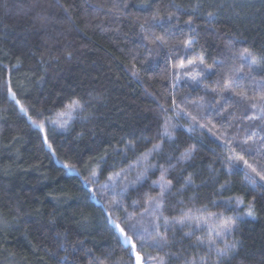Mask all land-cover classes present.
Instances as JSON below:
<instances>
[{
	"label": "trees",
	"instance_id": "16d2710c",
	"mask_svg": "<svg viewBox=\"0 0 264 264\" xmlns=\"http://www.w3.org/2000/svg\"><path fill=\"white\" fill-rule=\"evenodd\" d=\"M262 97L261 0H0V264H134L108 214L138 222L162 169L167 223L133 235L144 264H264V181L227 159L264 172ZM202 213L235 226L217 237Z\"/></svg>",
	"mask_w": 264,
	"mask_h": 264
},
{
	"label": "snow or ice",
	"instance_id": "6c2138e0",
	"mask_svg": "<svg viewBox=\"0 0 264 264\" xmlns=\"http://www.w3.org/2000/svg\"><path fill=\"white\" fill-rule=\"evenodd\" d=\"M261 2L264 3V0H261ZM212 15H213V13H211V12L208 13V16H212ZM153 19H157V17H153ZM190 22L191 21H189V23ZM141 27H143V25ZM156 40L160 41V43H162V44L165 43V41L163 40L162 37H156ZM191 42L192 41H185V45L188 46L191 44ZM245 55L248 57H251V63L252 64L257 63V60L254 57H252V54L250 52H248L247 49L245 50ZM201 62H203V61L201 60ZM189 63H192V62L190 61ZM182 66L183 65L181 64V67ZM230 85H231V82H229V85H227L224 90L225 91L230 90ZM13 95H14V93H13ZM240 95H243V93H240ZM261 99H264V97H262ZM17 103H19V101H17ZM252 106L256 107L255 104H253ZM65 107H66V110L64 112L59 113L58 115H60V116L69 115L72 112L76 111L77 109L82 108V104L78 99H74ZM21 109L26 112V109H24L22 105H21ZM34 123H35V121H34ZM40 127L43 128L42 123L40 124ZM44 143L47 144V137H45ZM49 147H51V145H49ZM158 148H159V145L153 146V150L158 149ZM193 150L194 149H192V148L186 150L185 153L182 154V158H188ZM145 159H147V157H145ZM227 159L229 160L230 163H238V162L242 161L243 164L248 169L251 170V173L254 174V176H252L250 178V182H252L255 179V177H259L260 180L264 181V172L258 171L257 168H255L251 164H249V162L247 160H245L243 156H239L236 159H234L233 157H228ZM65 167L70 168V169L72 168L71 165H67V164H65ZM166 172H167V169H162L159 180L153 181V184L161 187V189H162L161 195L159 197H152V196L147 197L146 203H155L157 206H159L160 201L163 197V189H165L171 185V181L167 180L165 177ZM91 175L94 177L97 175V173L94 171L91 173ZM117 175H119V173ZM143 175H144L143 172L138 173L136 176V179L139 180ZM109 179H111V177ZM188 179L190 180L191 177H189ZM85 181H86V183L91 182L89 180V178H87V177H85ZM132 183H135V181H132ZM261 186L264 187V185H261ZM134 203H136V202H134ZM237 203H243V201L238 200ZM112 205L119 206V201L113 200L111 202V204L108 205V207H111ZM253 209H254V206L252 203H250L248 206V210H247L246 214L248 216H254L255 212ZM146 211H147V209H146ZM213 215H215V214H213ZM191 218L192 217L190 216L189 213H185L179 220L176 221V223L184 224L186 220L191 219ZM108 219H109V222L113 225V227L118 231V233L120 234V237L122 238L124 243L129 245L130 255L134 256V264H142L141 253L139 251H137V243H136V241L133 240V235H135L137 237V239L140 241L141 247L143 246V243H144V240L142 239L143 232L140 230L139 223L133 222L135 220L134 217H129L128 219H125L123 221V224L127 226L128 230L126 231L125 227L122 226L121 223H119L116 219L112 218L111 213L108 214ZM165 223H167V221H165ZM234 226H235V218L227 217L224 219V221L221 225V229L222 230H231ZM144 231H146V229ZM129 233H132V234L130 235ZM218 234H220V233H218ZM151 239L153 240L154 245L157 247H162L163 244L167 243V237L161 235L159 232H157L156 236L151 237ZM234 247L235 246L233 245V248ZM230 251H231V249L221 248V249H218V254L226 256L229 254ZM160 264H165L163 257L160 258ZM186 264H195V257L188 260L186 262Z\"/></svg>",
	"mask_w": 264,
	"mask_h": 264
},
{
	"label": "rangeland",
	"instance_id": "374dc122",
	"mask_svg": "<svg viewBox=\"0 0 264 264\" xmlns=\"http://www.w3.org/2000/svg\"><path fill=\"white\" fill-rule=\"evenodd\" d=\"M192 77H194L193 74H191ZM66 110V108H64L63 110L59 111L58 113L54 114L49 120H48V124L58 130L61 131H66L70 125V122L72 121V118L74 117V112H72L69 115H64V116H60L58 115L61 112H64ZM145 159L139 161V163H136V167L134 169L133 173H125V172H121L119 173V175H115L111 178V186L112 187H116L118 188L121 185H123L126 180L131 177L132 175H136L138 172H140L142 170V168L145 166ZM164 194V193H163ZM161 195V193L155 197H159ZM152 204L151 207L149 206L147 208V211L145 212V214L142 216V218L138 221L139 226H140V230L143 232V237L147 238L148 240V235L151 232H156V230H158L159 225H161V227L164 226L165 223V219L162 217L161 212H160V206H161V201L159 206H157L155 203H150ZM215 214V215H213ZM199 221L200 224H204L209 222V224L207 225L208 231L217 235V237H220L222 235V233L226 232L227 230H222L221 229V225L224 221L225 216H223L220 213H202V216H199ZM158 226V227H157ZM146 229V231H144ZM220 233V234H218ZM142 264H144V262L142 261Z\"/></svg>",
	"mask_w": 264,
	"mask_h": 264
},
{
	"label": "water",
	"instance_id": "95a60500",
	"mask_svg": "<svg viewBox=\"0 0 264 264\" xmlns=\"http://www.w3.org/2000/svg\"><path fill=\"white\" fill-rule=\"evenodd\" d=\"M118 232V231H117Z\"/></svg>",
	"mask_w": 264,
	"mask_h": 264
}]
</instances>
